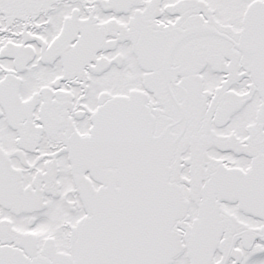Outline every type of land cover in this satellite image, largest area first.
Masks as SVG:
<instances>
[{"label":"snow or ice","instance_id":"obj_1","mask_svg":"<svg viewBox=\"0 0 264 264\" xmlns=\"http://www.w3.org/2000/svg\"><path fill=\"white\" fill-rule=\"evenodd\" d=\"M0 264H264V0H0Z\"/></svg>","mask_w":264,"mask_h":264}]
</instances>
